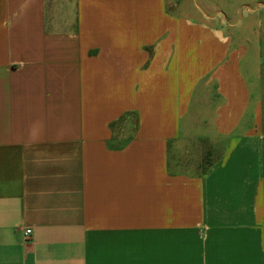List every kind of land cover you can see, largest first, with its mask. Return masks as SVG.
I'll return each instance as SVG.
<instances>
[{"label": "crops", "instance_id": "1", "mask_svg": "<svg viewBox=\"0 0 264 264\" xmlns=\"http://www.w3.org/2000/svg\"><path fill=\"white\" fill-rule=\"evenodd\" d=\"M0 264H264V0H0Z\"/></svg>", "mask_w": 264, "mask_h": 264}, {"label": "built area", "instance_id": "2", "mask_svg": "<svg viewBox=\"0 0 264 264\" xmlns=\"http://www.w3.org/2000/svg\"><path fill=\"white\" fill-rule=\"evenodd\" d=\"M31 234V230H26V235H30Z\"/></svg>", "mask_w": 264, "mask_h": 264}]
</instances>
